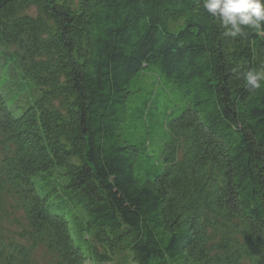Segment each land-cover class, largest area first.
I'll return each mask as SVG.
<instances>
[{"label":"trees","instance_id":"16d2710c","mask_svg":"<svg viewBox=\"0 0 264 264\" xmlns=\"http://www.w3.org/2000/svg\"><path fill=\"white\" fill-rule=\"evenodd\" d=\"M223 32L202 0H0V264H264V31Z\"/></svg>","mask_w":264,"mask_h":264},{"label":"clouds","instance_id":"9594fccd","mask_svg":"<svg viewBox=\"0 0 264 264\" xmlns=\"http://www.w3.org/2000/svg\"><path fill=\"white\" fill-rule=\"evenodd\" d=\"M205 12L218 19L223 35L235 40L243 39L246 31H264V0H202ZM244 81L250 90L264 87V69H249Z\"/></svg>","mask_w":264,"mask_h":264},{"label":"rangeland","instance_id":"374dc122","mask_svg":"<svg viewBox=\"0 0 264 264\" xmlns=\"http://www.w3.org/2000/svg\"><path fill=\"white\" fill-rule=\"evenodd\" d=\"M72 1V3H76L78 0H71ZM117 260V264H119L120 262H121V264H133V263H131V261L129 260V254L128 253H126V254H124V255H119L117 258H116ZM85 264H115L113 261L111 262H104V263H94V262H92V261H86V263Z\"/></svg>","mask_w":264,"mask_h":264}]
</instances>
